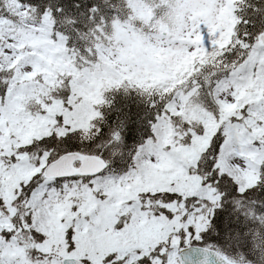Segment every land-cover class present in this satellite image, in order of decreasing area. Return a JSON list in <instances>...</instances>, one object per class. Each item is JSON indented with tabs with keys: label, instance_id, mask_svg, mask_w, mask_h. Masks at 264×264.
<instances>
[{
	"label": "snow or ice",
	"instance_id": "6c2138e0",
	"mask_svg": "<svg viewBox=\"0 0 264 264\" xmlns=\"http://www.w3.org/2000/svg\"><path fill=\"white\" fill-rule=\"evenodd\" d=\"M0 264H264V0H0Z\"/></svg>",
	"mask_w": 264,
	"mask_h": 264
}]
</instances>
